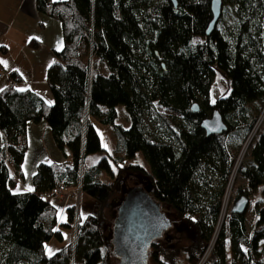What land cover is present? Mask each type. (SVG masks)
I'll return each mask as SVG.
<instances>
[{
  "label": "trees",
  "instance_id": "16d2710c",
  "mask_svg": "<svg viewBox=\"0 0 264 264\" xmlns=\"http://www.w3.org/2000/svg\"><path fill=\"white\" fill-rule=\"evenodd\" d=\"M175 1L37 0L39 12L59 21L62 45L46 72L51 103L20 89L15 71L0 92V264H113L103 223L116 185L127 175L147 179L174 221L196 234L182 247V261L176 249L155 241L149 250L154 264H198L210 247L203 264H264V126L241 163L245 185H235L234 200L244 195L250 204L252 196H262L253 200L250 220L247 209L230 211L217 237L239 152L233 145H243L264 109V0H222L210 35L211 0ZM40 46L36 38L27 43ZM215 69L230 90L211 103ZM119 106L127 128L117 122ZM215 110L227 130L207 136L200 124ZM42 121L68 156L40 162L33 189L14 193L24 177L27 125ZM95 123L112 130L111 152ZM139 153L147 167L135 162ZM92 155H100L95 164ZM64 188H80L98 208L78 217L73 243L47 256V243L64 240L59 226L72 228L77 215L70 205L67 222L59 224L57 204L46 199Z\"/></svg>",
  "mask_w": 264,
  "mask_h": 264
},
{
  "label": "rangeland",
  "instance_id": "374dc122",
  "mask_svg": "<svg viewBox=\"0 0 264 264\" xmlns=\"http://www.w3.org/2000/svg\"><path fill=\"white\" fill-rule=\"evenodd\" d=\"M230 18H231L230 14H228L227 21ZM229 90H230L229 80L222 72L215 69V78L210 87V95H209L210 102L214 103L218 98L226 96ZM43 93L49 94L50 91L47 88L46 91H44ZM159 110L166 111L165 109L162 108H159ZM167 113L172 114L169 111H167ZM117 122L119 124H122L126 128L129 126L123 106L118 107ZM34 125L35 124L31 123V129L33 134L35 135L30 137L31 144L28 148L27 156L23 164V173L25 177L24 179H22V185L27 183L32 184V176L34 170H36L35 165L37 163L38 158L49 157L54 160L63 158L62 153L58 150L54 140L50 135L49 127L47 126L45 121H42L41 125H43L44 127H46V129H48L46 133L45 132L43 133L41 131L39 132L36 131L37 128H35L34 130L33 129V127H35ZM95 125L100 134L102 146L105 149H107L109 152H111V149L113 148V144L115 145L114 134L112 130L97 123H95ZM263 126H264V109L262 110V113L259 115L258 121L256 125L253 127L250 136L245 140L243 145H233V147L238 149L239 152L235 161L231 179L227 185L225 197L223 200L224 203L221 207L222 209L219 214V219L217 222V237L220 233L221 228L225 226V224H227L228 222L227 221L228 216L230 214V211L235 201L234 198L236 196L234 193L235 185L237 184L238 186H242V187L245 185V181L239 173L241 163L245 160L246 157L249 156V150L251 149L252 144L255 141L256 135L257 133H259L260 128ZM66 152L67 154H69L68 151ZM99 157L100 155L90 156L89 157L90 163L95 164L99 160ZM135 162L138 163L139 165L146 167L148 164L147 160L145 159L142 153H139L137 155ZM113 169L115 170L116 167L113 166ZM103 179L112 180L109 176H104ZM138 190L140 191L142 190L145 194H147L151 198L153 203L159 207L160 213L163 214V216H165V218L170 223V226H168L166 229L163 230L161 237L157 238L155 241L162 244V246L166 250L176 249L175 251L179 252L178 255L179 259H181V261L182 259L184 260L182 247H185L194 238H196V234L193 231L188 230L182 224H178L177 220L174 221V218L170 216L172 214V209L168 205L158 202L155 199V197L153 196L152 187L150 186V183L148 182L147 179H145L141 175H127L117 183L116 193L113 196V198H111V200L108 202V209L106 210L107 218L103 223L104 240L108 250L111 253L112 263L122 264L121 258L118 257L115 251V244H114L115 225L120 217L121 209L128 202L129 196L136 195ZM61 193L63 197H60ZM61 193H59L58 197L54 198L55 200H57L55 203L57 204L59 210L58 213L59 224L67 222L65 202L69 201L70 203H72V205L75 206L77 210L76 211L77 215H75V222L72 228L68 229L64 226H59V230L62 231L63 233L64 240L60 242L57 241L56 239H52L49 243H47L45 246V254L47 256H52L55 252H57L65 245L69 243L70 244L73 243L78 217L81 220H83L87 215L95 214L98 208V202L91 196L82 193L80 188L63 190ZM260 196L262 195L258 194V196L256 195L250 198V204L247 207V211H246V216L248 220H250V218L252 217L253 200H256ZM262 197H264V194ZM213 242L214 240L211 241L210 246H213ZM210 250L211 247L207 250V252L204 253L203 258L201 259V262L199 264H203L205 260L209 257ZM150 257H151V251L148 252V264H154V262L151 261Z\"/></svg>",
  "mask_w": 264,
  "mask_h": 264
},
{
  "label": "crops",
  "instance_id": "0c3cea01",
  "mask_svg": "<svg viewBox=\"0 0 264 264\" xmlns=\"http://www.w3.org/2000/svg\"><path fill=\"white\" fill-rule=\"evenodd\" d=\"M32 38H36L41 42L39 48L32 49L27 47L28 41ZM61 45L62 36L59 21L39 12L37 0H0V47H4L7 50L6 53L0 52V72L3 73V76L0 78V92L8 85V74L15 71L21 79L18 84L20 89H30L39 94L46 102L51 103V94L43 93L48 88L46 72L53 62V51L61 48ZM41 123L35 124L33 129L37 128L36 131L46 133L48 129L41 125ZM49 131L53 139L51 130L49 129ZM34 135L31 123H28V148L31 144L30 137ZM114 146L113 144L112 149H114ZM61 153L63 158H59L58 160L49 157L38 158L35 169H37V165L40 162L65 161L68 155H65L63 152ZM35 172L36 170H34L33 174ZM29 189H33V182L32 184L27 183L22 185V180H20L13 192H30L31 190ZM70 205L72 203L69 201L65 202L66 209Z\"/></svg>",
  "mask_w": 264,
  "mask_h": 264
},
{
  "label": "water",
  "instance_id": "95a60500",
  "mask_svg": "<svg viewBox=\"0 0 264 264\" xmlns=\"http://www.w3.org/2000/svg\"><path fill=\"white\" fill-rule=\"evenodd\" d=\"M176 5L175 0H171ZM222 0H211L212 21L205 34L210 35L221 13ZM192 111L197 112L196 104ZM207 136L219 135L227 130L221 114L215 110L209 118L200 124ZM249 204V199L242 195L234 202L231 213L243 214ZM170 226L168 220L160 213L159 207L142 190L129 196L123 206L120 217L114 229L115 251L122 264H148V252L155 240Z\"/></svg>",
  "mask_w": 264,
  "mask_h": 264
},
{
  "label": "built area",
  "instance_id": "2783aa9c",
  "mask_svg": "<svg viewBox=\"0 0 264 264\" xmlns=\"http://www.w3.org/2000/svg\"><path fill=\"white\" fill-rule=\"evenodd\" d=\"M13 74V71L10 73V74H8V78H10V76ZM3 76V73L2 72H0V78ZM9 83H11V85L13 86V87H16L17 86V82L16 81H14V80H12V81H10ZM63 190H68V189H66V188H64V189H59V190H57L56 192H55V195L54 196H47V198L46 199H48L49 200V202L50 201H54V202H56L57 200H55L54 198H56V197H58L59 196V193H61ZM60 197H63L62 196V193L60 194ZM201 262V261H200ZM199 264V263H198Z\"/></svg>",
  "mask_w": 264,
  "mask_h": 264
},
{
  "label": "snow or ice",
  "instance_id": "6c2138e0",
  "mask_svg": "<svg viewBox=\"0 0 264 264\" xmlns=\"http://www.w3.org/2000/svg\"><path fill=\"white\" fill-rule=\"evenodd\" d=\"M29 190H31V189H29Z\"/></svg>",
  "mask_w": 264,
  "mask_h": 264
}]
</instances>
